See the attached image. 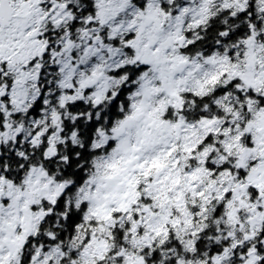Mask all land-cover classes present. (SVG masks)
Listing matches in <instances>:
<instances>
[{"label":"snow or ice","instance_id":"6c2138e0","mask_svg":"<svg viewBox=\"0 0 264 264\" xmlns=\"http://www.w3.org/2000/svg\"><path fill=\"white\" fill-rule=\"evenodd\" d=\"M0 264H264V0H0Z\"/></svg>","mask_w":264,"mask_h":264}]
</instances>
